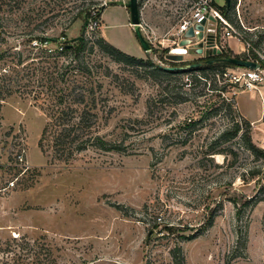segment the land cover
I'll use <instances>...</instances> for the list:
<instances>
[{
	"label": "rangeland",
	"instance_id": "rangeland-1",
	"mask_svg": "<svg viewBox=\"0 0 264 264\" xmlns=\"http://www.w3.org/2000/svg\"><path fill=\"white\" fill-rule=\"evenodd\" d=\"M128 3L0 0V264H264V125L253 127L236 96L222 91L221 68L175 76L154 69L204 59L194 50L181 63L167 59L191 0H139L150 53L126 25ZM231 3L230 22L257 42L264 0ZM214 8L225 14L227 0ZM97 14L100 28L91 30ZM79 37L86 48L74 62L56 53ZM42 38L57 41L36 45ZM101 39L141 63L116 62ZM221 41L231 57L249 55L245 44ZM254 50L264 57V40ZM261 69L264 77V60ZM49 77L42 98L24 87ZM17 84L29 93L9 94ZM85 85L96 98L90 136L122 151H58L48 108L58 90ZM250 93L241 107L251 106Z\"/></svg>",
	"mask_w": 264,
	"mask_h": 264
},
{
	"label": "trees",
	"instance_id": "trees-1",
	"mask_svg": "<svg viewBox=\"0 0 264 264\" xmlns=\"http://www.w3.org/2000/svg\"><path fill=\"white\" fill-rule=\"evenodd\" d=\"M121 4L120 2H115L113 5ZM232 10V3L230 7H227V11L225 13V16L229 18V14L231 13ZM100 15L97 14V17ZM230 21V20H229ZM241 30V29H240ZM247 35L246 40L251 43L252 48L249 49V55L246 56L245 60H255L259 61L261 65H263V61L260 59L259 55L254 51L256 47H258L261 43L262 40H264V35H259L258 36V41L253 42L251 40L252 34L245 32ZM57 40L51 39L48 41L47 38H42L38 43L40 45H45L49 44V42H55ZM80 48V51H74L72 48V44L70 41H65L62 46L63 49L62 51L57 50L56 53H59V56H65L70 62H74L75 59L78 58V55L80 54L81 51H84L86 48V43L83 41L78 42ZM253 43V44H252ZM100 47L104 52H106L108 55L113 57V59L116 62L119 63H124V62H137L141 63L140 60L137 58H134L121 50L117 49L116 47L112 46L111 44L107 43L105 40L101 39L99 40ZM47 52H44L45 54H53L52 50H45ZM74 53L76 54V57L74 56ZM16 55L19 56V61L18 64H23V54L22 52H16ZM232 55H230L228 52H223L222 56H217V57H211L208 59H203L200 60L197 64H202L199 68L193 69L192 71H206L210 69H217L221 68L222 71H224L226 68L229 67H236L232 64L229 63H222L217 61L214 64H207L208 60L211 59H220V58H231ZM72 65V63L70 64ZM69 65V66H70ZM66 70L69 67H65ZM157 72L167 75V76H175L179 75L182 73H187L189 71L185 72H171L167 70L165 67L162 68L161 66H155L154 68ZM36 70V69H35ZM35 70L32 72L28 73L29 78H34L36 76ZM69 70V69H68ZM219 70V72H222ZM67 72L65 71L62 74L63 81L66 82V77H67ZM217 76V74H216ZM198 79L200 80H206V76H198ZM51 81H54L53 78L49 77V79L44 80V78H40L39 81H32L29 83L30 85H24V87H29L32 91H36L34 98L39 99L44 96H46L49 92L50 86L49 83ZM20 87L19 84L13 87H9L8 93L13 94V93H21L22 92H27L28 89ZM102 87V86H101ZM210 87L217 88V85H212L210 84ZM46 88V91L44 90ZM81 91L76 92L75 86L70 88H64L58 90L56 96L54 97L53 94L51 97H54L55 99L51 102V105L49 106L48 110L50 114L52 115V129H53V137L55 138V143L58 145V151L62 152L61 154H67V156H73L75 152H82L88 149V147L92 146H97L100 149H103L105 151H122L121 146L107 142L100 138L99 136H90V131L92 130L93 125L95 124L93 120L90 121V117L92 118H97V114H94L92 111L96 109V98H95V91L93 88H89V86L85 85L81 87ZM218 90V89H216ZM222 91H227V88H223ZM29 93V92H27ZM178 104H182L187 102V99L184 97H179L177 99ZM227 111L231 112L232 111V104H228L227 106ZM238 129L235 130V135L239 130V125H237ZM89 135V136H88ZM245 137H247L248 141L251 143V135H250V124H247V131L245 133ZM223 153V152H222ZM219 153V154H222Z\"/></svg>",
	"mask_w": 264,
	"mask_h": 264
},
{
	"label": "built area",
	"instance_id": "built-area-1",
	"mask_svg": "<svg viewBox=\"0 0 264 264\" xmlns=\"http://www.w3.org/2000/svg\"><path fill=\"white\" fill-rule=\"evenodd\" d=\"M96 19L97 16L90 21L89 26L91 30L100 28V23ZM203 21H205L204 30L201 32L197 29V26ZM191 28L194 29L195 36L189 38V45L181 46V42L187 39L185 38V34ZM201 33H203V37L199 39L198 36ZM172 35L174 40L172 41L171 50H181V55L184 59L189 55L190 50H194L196 55H201L204 59L213 57L212 54L207 55V52H212V48L224 52L225 47L221 41L223 38L234 39L239 43L245 44L248 52L251 47V43L244 37V32L234 27L225 14L214 8V0H191V9L184 14ZM210 36L213 40V47L209 43ZM200 43H203V48H197V45ZM35 44L38 45V42H35ZM57 49L62 51L63 48L59 47ZM256 53L263 61L264 57L258 52ZM189 66L191 65L187 67ZM217 77L218 80H221L223 88H227V93L231 95V98L232 96H236L239 90H242V92L259 91L258 84L264 81L262 69L249 70L238 68L231 70L230 68H226L224 71L218 72ZM14 186L15 184L12 183V187Z\"/></svg>",
	"mask_w": 264,
	"mask_h": 264
},
{
	"label": "water",
	"instance_id": "water-1",
	"mask_svg": "<svg viewBox=\"0 0 264 264\" xmlns=\"http://www.w3.org/2000/svg\"><path fill=\"white\" fill-rule=\"evenodd\" d=\"M122 5V4H121ZM231 5V0H227V7L229 8ZM127 8L129 11V15H130V23L131 26L133 27V30L143 48V50L146 53H150L151 52V46L149 45V43L147 42V40L145 39V37L143 36L142 33V24H141V8H140V3L139 0H129V3L127 4ZM204 24L205 21H203L200 25L197 26V29L199 31H203L204 30ZM195 33H194V29L191 28L186 34H185V38H187L186 40L181 42V46H185V45H189L190 44V40L189 38L194 37ZM203 37V33L199 34L198 38L202 39ZM48 41H50V38H47ZM83 40L82 37L79 38H75L73 40H70V43L73 44L75 42H81ZM212 37H209V43L211 47H213V42H212ZM197 48H203V43H200L197 45ZM212 54L213 56H222L223 52L221 50H217L215 48H212V52H207V55ZM167 59L176 63H181L184 61V57L181 55V50L179 49H173L171 50L170 54L167 56ZM217 61L222 62V63H229L232 64L238 68H244V69H249V70H260L261 69V64L258 61L255 60H242V59H238L235 57H231V58H220V59H211L207 61V64L211 65L216 63ZM202 64H193L189 67H165L167 70L171 71V72H185V71H189V70H193L196 68H199Z\"/></svg>",
	"mask_w": 264,
	"mask_h": 264
},
{
	"label": "crops",
	"instance_id": "crops-1",
	"mask_svg": "<svg viewBox=\"0 0 264 264\" xmlns=\"http://www.w3.org/2000/svg\"><path fill=\"white\" fill-rule=\"evenodd\" d=\"M127 12L128 20H127V26L129 27V31L134 32L131 23L129 21V11L128 9L123 6ZM145 9H141V20L142 17L145 18ZM104 16V15H103ZM105 29V27H104ZM103 29V30H104ZM142 33H143V28ZM106 36V34L104 33ZM107 37V36H106ZM108 39V37L106 38ZM109 41V40H108ZM112 45V44H111ZM260 92L256 93L251 91L250 92H240L236 95V101L239 106V111L242 113L243 117L251 123L253 127H258L260 125H264V91L262 89H259ZM247 93H250V100L249 103H251V106H248V102L246 103V107H241L239 103V99L243 96L246 95ZM256 103V104H255Z\"/></svg>",
	"mask_w": 264,
	"mask_h": 264
},
{
	"label": "flooded vegetation",
	"instance_id": "flooded-vegetation-1",
	"mask_svg": "<svg viewBox=\"0 0 264 264\" xmlns=\"http://www.w3.org/2000/svg\"><path fill=\"white\" fill-rule=\"evenodd\" d=\"M213 57H217V56H213Z\"/></svg>",
	"mask_w": 264,
	"mask_h": 264
}]
</instances>
